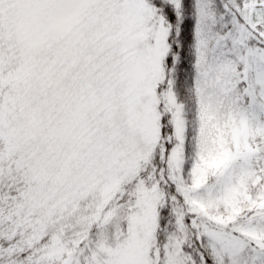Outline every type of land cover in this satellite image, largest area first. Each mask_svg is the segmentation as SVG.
<instances>
[{
  "label": "snow or ice",
  "instance_id": "1",
  "mask_svg": "<svg viewBox=\"0 0 264 264\" xmlns=\"http://www.w3.org/2000/svg\"><path fill=\"white\" fill-rule=\"evenodd\" d=\"M0 264H264V0H0Z\"/></svg>",
  "mask_w": 264,
  "mask_h": 264
}]
</instances>
